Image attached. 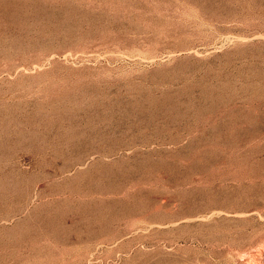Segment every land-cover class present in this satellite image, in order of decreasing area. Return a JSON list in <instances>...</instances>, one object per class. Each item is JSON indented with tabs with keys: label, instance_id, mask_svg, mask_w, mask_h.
<instances>
[{
	"label": "rangeland",
	"instance_id": "374dc122",
	"mask_svg": "<svg viewBox=\"0 0 264 264\" xmlns=\"http://www.w3.org/2000/svg\"><path fill=\"white\" fill-rule=\"evenodd\" d=\"M0 264H264V0H0Z\"/></svg>",
	"mask_w": 264,
	"mask_h": 264
}]
</instances>
